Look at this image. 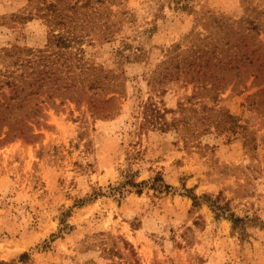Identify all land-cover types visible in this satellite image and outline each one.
I'll return each mask as SVG.
<instances>
[{"label":"rangeland","instance_id":"374dc122","mask_svg":"<svg viewBox=\"0 0 264 264\" xmlns=\"http://www.w3.org/2000/svg\"><path fill=\"white\" fill-rule=\"evenodd\" d=\"M0 264H264V0H0Z\"/></svg>","mask_w":264,"mask_h":264},{"label":"trees","instance_id":"16d2710c","mask_svg":"<svg viewBox=\"0 0 264 264\" xmlns=\"http://www.w3.org/2000/svg\"><path fill=\"white\" fill-rule=\"evenodd\" d=\"M193 198H194V202L197 203V200H198L197 197L194 196Z\"/></svg>","mask_w":264,"mask_h":264}]
</instances>
